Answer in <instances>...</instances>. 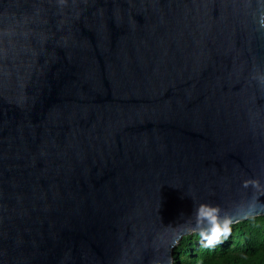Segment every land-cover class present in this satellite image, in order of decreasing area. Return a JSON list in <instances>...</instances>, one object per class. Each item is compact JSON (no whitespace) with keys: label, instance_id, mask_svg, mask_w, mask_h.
<instances>
[{"label":"water","instance_id":"95a60500","mask_svg":"<svg viewBox=\"0 0 264 264\" xmlns=\"http://www.w3.org/2000/svg\"><path fill=\"white\" fill-rule=\"evenodd\" d=\"M264 215V0H0V264H173Z\"/></svg>","mask_w":264,"mask_h":264},{"label":"rangeland","instance_id":"374dc122","mask_svg":"<svg viewBox=\"0 0 264 264\" xmlns=\"http://www.w3.org/2000/svg\"><path fill=\"white\" fill-rule=\"evenodd\" d=\"M244 244L245 240L237 233L235 223L215 225L210 232L193 231L185 234L176 244L173 264H195V259L201 254L241 250Z\"/></svg>","mask_w":264,"mask_h":264},{"label":"trees","instance_id":"16d2710c","mask_svg":"<svg viewBox=\"0 0 264 264\" xmlns=\"http://www.w3.org/2000/svg\"><path fill=\"white\" fill-rule=\"evenodd\" d=\"M235 227L245 240L241 250L207 252L197 256L195 264H264V215L235 222Z\"/></svg>","mask_w":264,"mask_h":264}]
</instances>
